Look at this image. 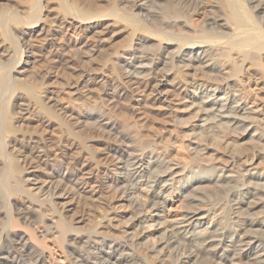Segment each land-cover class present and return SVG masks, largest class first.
Masks as SVG:
<instances>
[{"label":"bare ground","instance_id":"bare-ground-1","mask_svg":"<svg viewBox=\"0 0 264 264\" xmlns=\"http://www.w3.org/2000/svg\"><path fill=\"white\" fill-rule=\"evenodd\" d=\"M15 1H0V264H264V128L244 88L264 99V0ZM60 71L85 108L48 89Z\"/></svg>","mask_w":264,"mask_h":264},{"label":"rangeland","instance_id":"rangeland-1","mask_svg":"<svg viewBox=\"0 0 264 264\" xmlns=\"http://www.w3.org/2000/svg\"><path fill=\"white\" fill-rule=\"evenodd\" d=\"M0 1L2 2V1H5V0H0ZM15 2H18L17 3L18 5H22L23 4V2L21 3L19 0L15 1ZM100 36H101L102 39H104L103 40L104 43H107L108 42L107 41V36L108 35L107 34H102V35H97V36L90 37L88 39L87 43L95 44L98 41V38ZM121 38H122L121 36L118 37L117 38V41H120ZM84 41H85V39H82V41H80V43H79V46L80 47L83 46ZM38 64H39L38 67H40V69H42V68L45 67V65L42 62H38ZM94 64H99V61H96ZM60 74H61V71L59 72V75L57 77L52 78L53 80L55 79L54 81H56V82L55 83H51L48 86V89L49 90H56V95H57L56 97L59 100V102H61L62 104L66 103V102H70L71 104H78L79 105V109L85 108V104H83V101H82V99H84V98H82L79 95H73L72 97H70V95L67 92L69 90V87L70 86H69V84H65L64 83L65 82V79H66V77H65L66 76V73H63L64 76H63V74L60 76ZM72 79H68L67 82H70ZM57 82H59V84ZM256 87H257V85L254 84L252 81H250V82L247 81L246 83H244V88L246 90V95H247V102H249V104H253V105H256L257 106V110H258L259 116L261 118V120L259 121V124H260V127L261 128H264V99L262 98V93L260 92V89H257ZM94 88H95V86H94ZM96 89H95V91L98 92V90H96ZM180 96L179 95H171V102L172 103H169V106H167L166 104H164L162 107L161 106H157V105L160 104L159 102H157V103H155L154 106H152L153 107L152 109H150L148 107L147 108H142L141 109L142 111H143V109L145 110L143 116H145V118H148V119H147V123H146L147 126L145 125L143 128L140 127L141 133L142 134L144 133V135H146V134L147 135L152 134L148 130H152L151 128L154 125L160 126V124H162L163 121L161 120V118L164 117V116H166V114H163L162 115V113L164 111L168 110L167 108L170 107L171 105H174L173 107L175 108V111L176 112H179V113L180 112L181 113L183 112V113L189 115L191 117V120H192V122L190 124H194L195 123L196 116L193 114V109L191 108L190 103H188L187 100H179ZM91 101H92V98L84 99V102H86V104H87V102H91ZM165 105L167 106V108L165 107ZM82 106H84V107H82ZM130 121H131V119H130ZM156 126H154V127H156ZM234 136L236 137L237 134L235 133ZM207 142L211 146V141L210 140L208 141V139H207L206 140V143ZM242 143L238 147H236V149L234 151L235 152H238V154L239 153H242V154L247 153V155H252L253 152L255 151L254 150L255 144L254 145L251 144L249 142V140H248V143H247V140H245V141L243 140ZM97 145L100 146L99 144H97ZM213 145L214 144H212V146ZM217 147L218 148H216V146H215V149H216L215 155L218 158L220 157V160H222V161H224L225 154L228 153L229 150L230 151H233L230 147L228 148V146H225L224 143H222V142H219L217 144ZM213 148H214V146H213ZM262 160L264 161V158L263 157H259V158H257L255 160V163L257 164L258 162H260ZM260 164H261V162H260ZM205 193H208V192H205Z\"/></svg>","mask_w":264,"mask_h":264}]
</instances>
